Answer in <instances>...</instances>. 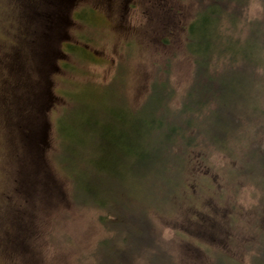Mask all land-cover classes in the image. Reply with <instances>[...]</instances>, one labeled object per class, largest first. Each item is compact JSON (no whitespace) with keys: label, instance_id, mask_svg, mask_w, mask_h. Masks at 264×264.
Masks as SVG:
<instances>
[{"label":"rangeland","instance_id":"374dc122","mask_svg":"<svg viewBox=\"0 0 264 264\" xmlns=\"http://www.w3.org/2000/svg\"><path fill=\"white\" fill-rule=\"evenodd\" d=\"M195 9L193 0H0V224L14 219L6 225L0 264H95L92 252L109 235L98 211L71 202L70 182L57 163L56 119L72 107L76 85L102 89L114 80L136 109L151 82L167 78L178 107L191 82L184 43ZM259 14L253 5L250 15ZM28 41L29 57L13 50ZM71 49L83 54L66 52ZM34 126L33 141L26 139L33 144L24 143L21 129L28 127L30 137ZM208 163L213 189L194 181L183 213L178 207L170 218L150 206L164 250L174 264H216L220 252L241 264L255 255L263 260L260 191L227 188L229 160L213 155Z\"/></svg>","mask_w":264,"mask_h":264},{"label":"trees","instance_id":"16d2710c","mask_svg":"<svg viewBox=\"0 0 264 264\" xmlns=\"http://www.w3.org/2000/svg\"><path fill=\"white\" fill-rule=\"evenodd\" d=\"M193 2L184 43L192 76L178 107L167 78H155L136 109L114 80L102 89L76 85L72 107L56 119L57 163L70 182L71 202L98 211V223L109 235L92 252L95 264H174L148 217L150 206L171 218L178 207L183 213L190 205L184 199L194 181L213 189L207 178L213 155L230 162L224 185L253 186L264 206V0ZM253 5L258 16L250 15ZM27 43L13 50L29 57ZM13 50L7 52L14 56ZM25 128L23 142L32 145L26 139L33 141L35 126L30 137ZM12 218L0 224L5 250L2 238ZM255 256L251 264H264ZM213 257L216 264H241L221 252Z\"/></svg>","mask_w":264,"mask_h":264}]
</instances>
